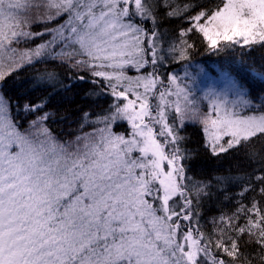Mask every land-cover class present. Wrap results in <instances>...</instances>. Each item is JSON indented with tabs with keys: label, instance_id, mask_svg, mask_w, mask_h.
Here are the masks:
<instances>
[{
	"label": "snow or ice",
	"instance_id": "1",
	"mask_svg": "<svg viewBox=\"0 0 264 264\" xmlns=\"http://www.w3.org/2000/svg\"><path fill=\"white\" fill-rule=\"evenodd\" d=\"M154 7L150 0H0V80L24 64L55 57L86 70L101 95L116 101L110 115L90 121L104 127L62 143L47 127L44 101L24 105L35 119L21 131L0 100V264H236L243 255L237 241L244 234L247 243L260 246L264 264V206L255 199L251 207L240 203L231 215L222 213L223 227L214 229L218 235L201 231L197 209L210 197V183L187 175L193 153L179 134L186 118L197 120L194 101L176 76L169 77V87L155 75L165 58L157 55L156 29L149 34L134 22L152 19ZM195 7L204 5H185L167 15ZM33 8L45 24L67 18L35 34L52 33L47 44L20 52L13 45L34 37L24 30L33 21L22 15ZM186 19L191 26L181 36L202 34L211 49L221 42L264 49V0H216ZM58 40L63 46L53 53ZM191 47L181 40L169 51L184 60ZM149 62L152 72L127 74ZM259 77L264 80V73ZM203 99L211 111L199 122L212 156L231 149L247 154L254 138L264 142V104L253 105L245 89L229 80L226 89ZM124 121L129 134L114 133L113 125ZM259 163L264 171V156ZM254 179L264 196V174ZM249 190L254 189L244 188ZM241 218L243 226L233 223Z\"/></svg>",
	"mask_w": 264,
	"mask_h": 264
},
{
	"label": "trees",
	"instance_id": "2",
	"mask_svg": "<svg viewBox=\"0 0 264 264\" xmlns=\"http://www.w3.org/2000/svg\"><path fill=\"white\" fill-rule=\"evenodd\" d=\"M155 6L152 19L134 18V22L149 31L153 28L157 32V55L165 57L162 62L155 66L156 71L164 68L161 72L164 80L167 79L168 69L175 65V62H209V65L217 64L227 68L237 79L243 89L247 91L248 98L252 100L253 105L264 104V80H261L259 73H264V49L256 47L250 50L241 46H223L224 42L217 49H211L208 42L199 33H189L187 36H181V32L191 26L186 17L197 14L201 10L212 7L216 0H150ZM200 3L204 8L195 7L188 12H182L177 16H168L167 13L173 12L178 7ZM134 5H130V11ZM22 15L30 17L33 21L24 30L34 34V37L25 41L21 39L19 44H14L20 52L28 49H35L41 44H47L52 40V33L44 35H35L45 32V29L56 28L67 18L61 16L48 24L37 19L36 9L23 12ZM153 20L155 23H153ZM67 35V32H65ZM181 40H186L192 45L188 49L187 59L181 60L178 53L170 52L171 47H178ZM62 41H57L51 46L53 53L60 52L63 46ZM147 47V41H145ZM69 49H65L68 51ZM150 61V51L146 54ZM169 61L166 67L165 62ZM70 61L62 62L60 59L51 57L42 62L37 60L32 64L13 70L0 80V94L10 107V114L13 122H18L20 130L24 131L29 127V122L35 119V116L24 112V105L45 102V111L50 113L47 127L50 132L60 142L74 140L78 135H84L93 131V127H104L103 124H93L99 116L110 115L114 109L110 106L116 102L110 95H101V90L91 82L89 73L86 70H79L69 67ZM158 64H162L158 66ZM164 64V65H163ZM153 65L149 62L143 69L146 72L153 71ZM212 69V68H211ZM254 70V71H253ZM131 73V72H129ZM160 73V72H159ZM48 74L53 76L49 81ZM84 79H79V77ZM42 78L40 83L37 78ZM68 86V90H63ZM90 114L89 119H85V114ZM112 131L116 134L127 136L130 132V126L126 121L117 122L113 125ZM179 134L184 137L183 147L192 150L193 158L188 162L187 175L193 176L197 180L208 181L211 193L210 197L201 200L199 211V225L201 231L206 234L218 235L214 229L223 227L219 223L221 214L231 215L236 211L238 204L251 207L253 199L258 207L264 206V196L260 194L259 184L254 177L264 174L260 167V157L264 156V142L254 138L251 142L248 153L241 149L229 150L228 153H221L218 157L211 155L206 145V137L203 133V126L198 122L185 120L184 127L180 129ZM259 135V134H258ZM225 141V139H224ZM249 154H254L250 159ZM251 178V184H250ZM218 180L220 181L218 183ZM249 187V191H244ZM243 192V196L241 193ZM213 218L217 219L214 226ZM241 226L244 225V219L234 221ZM249 237L247 234L241 236L237 241L240 252L243 254L236 264H245V260L250 264H261V249L255 243H247ZM231 260V257L227 258Z\"/></svg>",
	"mask_w": 264,
	"mask_h": 264
},
{
	"label": "rangeland",
	"instance_id": "3",
	"mask_svg": "<svg viewBox=\"0 0 264 264\" xmlns=\"http://www.w3.org/2000/svg\"><path fill=\"white\" fill-rule=\"evenodd\" d=\"M175 63H176L175 65H172L173 66L172 68H169L167 70L168 77L166 80H164V77L161 75V72H165L164 68H159L160 73L156 71L155 75H157L160 79H162L165 85H168V80L170 76L174 75L178 78V83H180L182 87L186 88L189 91L190 99L194 101L193 107L197 112L196 122L198 123H200L199 122L200 118H202L204 115L209 114L211 111L210 102L208 100L203 99L206 93H209L212 90L220 92L226 89L229 80H231L232 82L236 83L238 86L243 88L241 86V83L237 81L235 76L227 68L221 67L217 64L212 63V65H209L208 61L205 63L200 61L199 62L190 61L184 63L175 62ZM165 64L166 67L168 64L170 65L169 61L165 62ZM161 65L162 64H158V66ZM144 73L145 72H143V69H141L139 72L135 71L134 69L127 70V74L129 76H137V75H142ZM168 86L170 87V85ZM157 88L158 90H162L160 88V85H158ZM129 98L134 99V97L131 95L129 96ZM232 98L233 97L231 93H229V99ZM172 99H174V97ZM0 100L5 101L1 94H0ZM119 103H123V102H119ZM224 139L226 141L228 137H225Z\"/></svg>",
	"mask_w": 264,
	"mask_h": 264
}]
</instances>
